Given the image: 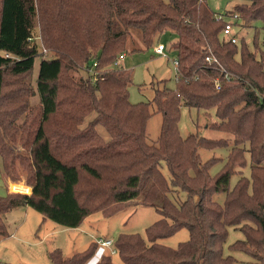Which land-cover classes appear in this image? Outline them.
Segmentation results:
<instances>
[{"label":"trees","instance_id":"obj_1","mask_svg":"<svg viewBox=\"0 0 264 264\" xmlns=\"http://www.w3.org/2000/svg\"><path fill=\"white\" fill-rule=\"evenodd\" d=\"M203 1L0 0V157L13 181L23 169L33 189L0 196V236L7 233L2 215L18 206L75 228L93 213L110 217L120 204L136 201L161 218L146 237L118 234L120 262L106 252L93 264H236L224 252L231 226L244 234L231 248L264 264V39L257 41L256 26L254 50L244 36L238 43L223 36L229 15L264 29V0L225 13ZM132 29L148 48L162 43L165 32L176 36L175 88H158L152 99L162 114L157 143L147 139L151 102L132 103V73L113 67L127 52ZM41 47L53 56H43ZM211 53L218 62L206 61ZM37 57L34 87L27 77ZM79 69L86 77L77 81L72 71ZM36 92L39 112L30 101ZM183 104L214 110L219 120L212 128L231 139L182 136ZM231 140L212 174L223 158L203 161L199 150L228 148ZM179 191L185 199L177 204L170 194ZM217 193L225 194L223 202L214 199ZM183 228L190 236L177 247L159 241ZM97 248L94 241L71 256L60 248L49 256L52 264H87Z\"/></svg>","mask_w":264,"mask_h":264},{"label":"rangeland","instance_id":"obj_2","mask_svg":"<svg viewBox=\"0 0 264 264\" xmlns=\"http://www.w3.org/2000/svg\"><path fill=\"white\" fill-rule=\"evenodd\" d=\"M204 1L211 9L222 13H225V11L231 12L236 5L249 2V0ZM225 18L234 21L231 15ZM240 24L242 23L240 22ZM240 24H236L234 32L240 37L244 36L248 47L254 50L256 34L254 28L255 26L258 27L257 41L259 43L264 39V29L258 23L247 26ZM36 32H39L38 26ZM160 41L167 47L165 51L166 55L155 51L157 45L151 48L146 47L142 41L141 32L132 29L124 59L120 61V65H118L119 63L113 65L114 68H124L132 73V82L129 85V99L132 103L151 102L153 115L147 124V139L150 143L158 142L162 124V114L156 111L155 104L152 102L155 91L158 88H175L177 77V70L174 66L177 52L173 45L176 41V36L171 32H165L161 34ZM42 55L51 57L53 53L47 49ZM40 63L41 58L37 57L33 72L27 77V81L31 82L34 87L39 74ZM72 74L77 81L86 77L84 69L72 71ZM30 101L35 108L34 111L39 112V93L36 92L31 96ZM23 119V117L20 118L18 123H22ZM218 120L214 110H198L195 107L183 104L181 107L179 130L184 137L196 133L209 138L224 137L231 139L230 135L212 128L213 124ZM83 126H86V123ZM99 129L104 132L100 126ZM231 145L232 140L228 148H202L199 150L203 161L212 157L223 158L212 167V174L216 173L224 164ZM17 150L20 151L22 148L19 146ZM162 170L169 176L165 164ZM20 173L22 179L20 181H13L5 173L2 158L0 157V196H5L8 192H11L9 191V186L12 183L32 187L26 182V172L22 169ZM245 173H248V169L245 170ZM236 179L237 176L234 175L231 180L232 184ZM170 196L177 204L185 199V193L182 191L173 192ZM224 196V193H217L214 195V199L223 202ZM119 208L120 210L110 217H105L101 211L93 213L85 218L79 227L72 228L45 217L41 212L32 207H15L7 214L2 215V219L7 226V233L4 236H0V264H52L49 252L55 248H60L65 256H71L75 252L86 249L99 237L115 240L119 233H139L146 237V228L161 218L155 207L136 205V201L122 203L119 205ZM189 236V230L183 228L159 241L167 246L177 247L180 242L187 240ZM243 237L242 231L232 226L229 227L224 249L225 254L233 255L237 259L236 264H257L250 254L243 250L231 248L232 243ZM113 259L116 262H120L117 254L113 255Z\"/></svg>","mask_w":264,"mask_h":264},{"label":"built area","instance_id":"obj_3","mask_svg":"<svg viewBox=\"0 0 264 264\" xmlns=\"http://www.w3.org/2000/svg\"><path fill=\"white\" fill-rule=\"evenodd\" d=\"M237 18H238V16L236 14L233 15L234 21L228 19V21H227V23L223 29V36L225 37V39L231 40L233 43H237L240 40V36H238V34H236L234 32V28L236 26L235 21L237 20ZM166 48L167 47L164 43H160L156 46L155 50L157 53H160L162 55H166L165 54ZM46 50H47L46 48H42V52H46ZM124 55H125V53H122L119 56V58L116 62V65H117V63H119L118 65H120V61H122L124 59ZM206 61L209 63H211L213 61L218 62L217 58L212 53L206 56ZM96 65H97V63H94L93 67L91 69H89V71L91 73L95 72ZM174 66L178 72L179 71V61L177 58L174 60ZM119 69H124V68H119ZM226 78L230 79V77L227 75H226ZM215 85L218 89L221 87V82H220L219 78L215 79ZM9 191H11V193H20V194L30 195V194H32L33 189H32V187H29V186L24 185V184L12 183L9 186ZM95 241L98 243V247L100 249V257L104 253H106V251L108 253H110L112 256L117 254L118 251H117V248L114 244V239L99 237Z\"/></svg>","mask_w":264,"mask_h":264},{"label":"crops","instance_id":"obj_4","mask_svg":"<svg viewBox=\"0 0 264 264\" xmlns=\"http://www.w3.org/2000/svg\"><path fill=\"white\" fill-rule=\"evenodd\" d=\"M156 51V50H155ZM28 206H26L27 208ZM100 249L99 247L97 248L95 254L93 255V257L89 260V262L87 264H93L94 262H97L100 259Z\"/></svg>","mask_w":264,"mask_h":264}]
</instances>
